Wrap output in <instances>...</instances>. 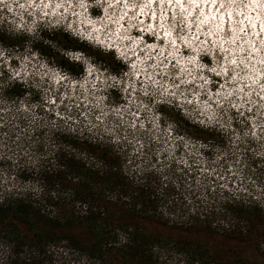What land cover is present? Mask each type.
<instances>
[{
	"label": "rangeland",
	"instance_id": "374dc122",
	"mask_svg": "<svg viewBox=\"0 0 264 264\" xmlns=\"http://www.w3.org/2000/svg\"><path fill=\"white\" fill-rule=\"evenodd\" d=\"M83 1L35 0V5L30 7L29 0H0V74H2L0 77V197L13 191L41 195L39 178L34 172L41 167H54L62 162L63 159L58 155L61 153L74 155L95 168L103 166L102 159L93 155L89 156L84 151L67 145L57 138L58 132L60 135L61 131L75 135L78 132L80 136L84 132L89 137L98 139L83 140L107 149L110 154L118 158L120 170L128 178L127 181L132 187L140 185V188L147 189L153 194L156 199L157 213L171 222H186L190 220V216L193 217L199 212L207 216L210 228L217 232L240 225L243 222H239L231 217L232 214L221 209L222 202L228 197L222 196L223 192L236 195L235 200L243 201L242 205L245 208L253 211L257 209L264 215V25L262 26L258 20L259 31H256V21H253L257 17V11L264 13V0H259L257 7L250 4L249 0H234V2L233 0H216L215 5L218 7L216 14L223 12L224 19H227L226 15L229 14L233 20L231 22L235 23H232L231 31L228 20L226 28L224 26L222 29H215L214 26L218 22L213 23V26L210 21L218 17L201 19L202 13H199L201 3L189 16L191 4L189 11L184 14L179 11L180 5L173 2L170 6L166 4L167 0L163 3L157 0L155 16L152 18L151 12L149 16L147 15L149 12L145 13L147 0H144L146 4L143 5L141 0H129V6L135 5L134 8H137L136 11L140 13V17L142 13L147 18L143 17V21L141 19L138 22L128 21L122 26L118 18H123V12L126 10L124 5L120 4L119 8L113 0H108L114 3L111 5L108 2L97 3L87 0L89 7L85 11L84 7L80 6ZM57 2H64L63 5H67V9L76 15L72 17L71 13H62L63 15L55 17L54 5ZM186 2L185 5H187ZM207 4L204 10L206 12ZM173 5L178 8L174 9ZM140 6H143V11L140 10ZM214 6L211 7L212 12L216 9ZM34 8L37 9L34 11ZM160 10L162 12L165 10L167 14V19H163L162 22L166 21L168 28L172 29L176 37H189L193 42L196 41L195 48H190L189 45L171 47L165 43L166 41H156L157 38L153 37L152 32L146 31V34L142 35L134 32L136 27H144V25L146 27L147 24L144 22L155 21L158 18L157 11ZM62 12H65L64 9ZM137 13L133 16L138 17ZM40 19L43 20L40 24H46V26L41 27L44 29L38 37V31L34 28L40 26L36 25V20ZM248 19L253 21V26L249 24L252 23L251 21L246 23ZM201 20L205 23H200ZM180 21L184 23L178 28L171 26ZM58 23L62 24V27ZM161 24L166 31L167 26ZM156 26H160L159 31L163 32L164 28L160 24ZM162 32H160L161 36H163ZM253 32L255 35L261 33L262 41L255 42V36H250ZM51 33L55 34L51 38V44L55 48H62L54 41L58 37L56 34L62 33L74 43L71 49L79 50L71 57L74 59L69 66L71 71L75 66H79V62L80 65L93 66L92 71H97L99 66L132 64L136 59L138 61L140 59L142 71L139 73L146 74V77H144L145 80H141L142 76H140L139 81L145 82L147 85L145 88L148 91L154 90L151 86L155 81L154 78L157 77L159 87L155 90L164 92L163 85L170 84L173 89L169 92L177 97L181 95L184 100H191L190 104H181L183 115L193 123L192 127L184 126L183 128L190 135L186 137L190 148L188 146L187 150L182 152L178 150L177 156V152L170 151L167 141L160 136L156 148L155 146H151L149 150L141 148L142 141L152 136L150 135L152 132L140 133L129 128L117 129V118L120 115L127 117L122 112H116L117 107L123 108V106L119 105L111 110L103 105L101 96L92 100L93 115H89L88 120L78 125L72 121L76 117L75 114L65 123L61 117L63 106L46 102V96L53 92L57 93L61 89L49 88L48 78L55 75L48 72L46 64L31 62V57L26 51L20 53L14 51L16 46L19 49L29 50L32 45L30 41L34 42V46L43 49L40 41L35 43V39ZM102 34L106 37H129V41L128 39L119 40V44H112L125 48L127 54L120 56L113 48L107 46L111 44H99L93 40L84 39L85 36L92 38ZM199 35L203 38L198 39ZM158 36L160 37L159 33ZM245 37L249 39L246 40ZM134 39L135 41L138 39L140 44L134 46ZM126 47L130 50L127 51ZM169 48L171 50H168ZM172 51H176L175 54L182 62L197 58H194L195 66H187L186 76L183 75L184 71L179 69V64L165 63V60L170 59L168 54ZM164 52L167 54L163 55ZM132 53H139V55L129 57L128 54ZM131 64L128 65V74L133 75L136 72L132 71L134 67H131ZM97 75L102 78V82L108 79L113 81L114 78L117 80L113 81L115 86L118 87V83H121L120 76L109 77L103 72ZM13 77H16V80ZM148 77L153 78L149 81ZM181 92L184 94L182 95ZM230 105L235 109L232 110ZM211 106L216 112L213 118L210 117L209 112ZM128 118L130 119L127 117L125 122L131 123ZM198 121H203L202 126L195 124ZM212 124L218 126V131L208 128ZM218 132L223 133V136H220ZM125 133L127 137L125 141H122L120 136ZM76 136L78 138V135ZM210 145L215 149L212 150ZM198 148L204 149L207 156L201 155ZM179 161L183 163L188 161V163L182 164ZM209 173L211 176L208 175ZM48 190L56 192L52 186H49ZM133 194V189H129L125 196L129 197ZM206 241L216 242L214 239ZM44 258L46 264H105L99 260L87 259L63 247L50 248ZM3 260H5V253L0 247V262ZM157 264L196 263L186 259L183 254L171 250L160 252Z\"/></svg>",
	"mask_w": 264,
	"mask_h": 264
},
{
	"label": "trees",
	"instance_id": "16d2710c",
	"mask_svg": "<svg viewBox=\"0 0 264 264\" xmlns=\"http://www.w3.org/2000/svg\"><path fill=\"white\" fill-rule=\"evenodd\" d=\"M60 133L59 141L102 159L103 166L61 153L62 162L34 172L41 195L13 191L0 197V264H46L55 247L105 264H157L159 253L171 250L196 264H264V215L236 195L223 192L228 197L221 209L242 225L217 232L199 212L171 222L157 213L153 194L129 184L116 156ZM129 189L134 194L126 197Z\"/></svg>",
	"mask_w": 264,
	"mask_h": 264
},
{
	"label": "built area",
	"instance_id": "2783aa9c",
	"mask_svg": "<svg viewBox=\"0 0 264 264\" xmlns=\"http://www.w3.org/2000/svg\"><path fill=\"white\" fill-rule=\"evenodd\" d=\"M93 69H94L93 66L92 67L89 66L85 68L84 71L82 72V75L72 77V79L69 80L68 82L65 79L63 81V79L61 80V78L58 79L54 76L48 78V81H49L48 83L50 85L49 88L53 90L55 89L58 90L59 88L61 89H59L60 91L57 93L53 92L51 95L46 96V102L48 104L50 103L51 104H61L63 106L61 110L63 114H61V117L63 118L62 120L65 123H67L69 119L71 120L72 116H74L75 114H76L75 115L76 117L72 121L76 122V124L80 122L83 123L84 121L88 120L90 118L89 115H93V113L91 112V106L94 105L92 100L98 99V96L102 97L103 105L107 106V108H108V105L113 103L114 99L116 98L117 94L115 91L116 90L115 83L111 81L110 79H108L105 82H102V78L98 77L97 75V73L99 72L102 73V72L98 71L97 73H95L92 71ZM110 74H107L105 71V75H108L109 77L111 76L115 77V74L113 73L112 75ZM136 74L137 73H134L132 77L133 78L132 81L123 84V88L121 89L122 93L127 94V101L125 102V105L129 109V113H130L129 121L131 120V123L125 122L127 121V119L123 117V115H120L117 118L118 120L117 129L129 128L137 132L140 131V133L141 132L150 133L151 131L153 134L150 133V135L152 136H150L145 141H142L143 145H141V148L143 147L145 150L146 149L149 150L151 146L152 147L155 146L156 148L158 144V138L160 136L161 138L167 141V145H169L168 147L170 151L172 152L176 150H179L181 152L182 150L186 151L190 144L187 140H185L186 137L184 133L178 131V127L176 123L171 121L170 119H166V122L164 123L161 114L157 113L155 111V108H151V107L152 106L158 107L159 105L179 106L180 109L183 111L181 104H185V103L190 104L192 103L191 100L189 99L184 100L181 97V95H178L177 97L174 95V93L169 92L171 90L169 88L173 89V86L170 84L163 85L166 87L167 90L169 89L168 95L165 94L164 92L162 94L161 91L155 90L157 89V87H159L157 84L158 83L157 77L154 78L155 81L153 82L155 86L151 87V89H154V90L148 91L147 88H145V86L147 87V85H145V82L144 81L140 82L139 81L140 77L135 76ZM1 76L2 74H0V77ZM15 78L16 77H13L14 80H16ZM164 88H163V91H164ZM210 92H213V91L210 90ZM181 94L183 95L184 93L181 92ZM220 104H223V103H220ZM230 106L232 110L235 109L232 107V105ZM212 109L213 107L211 106L209 110L211 118H213L216 115L215 110H212ZM117 111L118 110H116V112ZM121 119H124V120H121ZM62 120L60 119L61 122ZM202 122L198 121V122H195V124L202 126ZM205 126L207 127V125ZM208 128L216 129V131H218V126L214 124L210 125ZM79 134L80 133L76 132V135H78L79 139H90L92 141H95L98 139L95 137H89L84 132L81 134V136ZM120 137L122 141H125V137H127V135L125 133V134H122V136ZM124 147H126V145ZM198 151L201 155L207 156V152H205L204 149L198 148Z\"/></svg>",
	"mask_w": 264,
	"mask_h": 264
},
{
	"label": "flooded vegetation",
	"instance_id": "af4514ba",
	"mask_svg": "<svg viewBox=\"0 0 264 264\" xmlns=\"http://www.w3.org/2000/svg\"><path fill=\"white\" fill-rule=\"evenodd\" d=\"M38 34L37 36H39ZM66 34L58 33L56 34L57 39L54 40L59 46L62 48H55L51 44V38L55 36V34L51 33L49 35H41L40 39H35V43H38V40L40 41V45L43 46V49H40L37 46H34V42L30 41L32 43L31 47L29 50H24V49H19L17 46L14 48V51L20 53L21 51H26L27 55L31 57L30 61L33 63H43L46 64L45 67H47L48 72L51 74H54L56 78H61V80L64 79L68 82L69 80L72 79V77L80 76L82 75V72L84 71L87 66L80 65L81 63L79 62V66H75L74 70L71 71V68L69 67L72 63V55L75 52H79L77 49H71L72 46H74V43L70 42L67 37L65 36ZM64 48H68L70 50H65ZM72 53V54H70ZM71 55V56H70ZM74 60V59H73ZM131 63H118L114 64L112 66L109 65H104V66H99L97 71H101L105 74V71L107 74L113 73L117 76H120V81L121 83H118V87H115L116 91V98L113 101V104H109L108 108L113 109L116 106L123 105L122 107H117V110L119 112H122L124 115L127 117L130 116L129 109L126 107L125 102L127 101V94L122 93V88L123 84L131 82L132 81V73L128 74V65ZM97 71H93L97 73ZM72 72V73H71ZM92 72V73H93ZM68 76H67V74ZM140 74V73H139ZM108 76V75H105ZM117 81V80H113ZM65 83V82H64ZM62 83V84H64ZM157 113H160L163 119V122H166V119H170L171 121L175 122L178 131L184 132L185 137L190 136L188 132L184 131V126L186 127H192L193 123L189 121V119L183 115V111L180 109L179 106H171L167 107L166 105H159L158 107L155 108ZM127 117H125L127 119ZM129 119V118H128ZM219 133V132H218ZM220 136H223V133H219ZM230 136V134H229ZM189 138V137H188ZM187 138H185L186 140ZM210 147H212L210 145ZM212 150L215 148L212 147ZM178 150H176L177 152ZM176 155L178 156L179 153L177 152ZM178 160V159H177ZM176 162V161H175ZM180 163L184 164L186 162H181Z\"/></svg>",
	"mask_w": 264,
	"mask_h": 264
},
{
	"label": "bare ground",
	"instance_id": "6f19581e",
	"mask_svg": "<svg viewBox=\"0 0 264 264\" xmlns=\"http://www.w3.org/2000/svg\"><path fill=\"white\" fill-rule=\"evenodd\" d=\"M29 1H31L30 3H31V5H30V7L31 6H34L35 4H34V1L35 0H29ZM43 1V0H42ZM72 1H74V0H72ZM102 2H108L110 5H111V3H116V4H118V6L120 5V4H124L125 3V11L123 12V13H125V16H123V18H121L120 16V18H118V20H119V24L120 25H122L123 26V24L126 22V23H128V21L130 22V21H132V20H136V22H138V21H140V13L138 14L137 13V11H136V9L137 8H134V7H131V6H129V3H128V0H113V2H111V1H108V0H101ZM120 1V2H119ZM182 1V5H185L184 3L187 1V0H181ZM44 2H45V0H44ZM119 2V3H118ZM127 2V3H126ZM113 3V4H114ZM157 3V0H152V2H151V5H150V3L147 1V10H148V16H149V14H150V12L151 13H154L153 14V16H155V12H154V10H156V5L158 4H156ZM64 4V2H57L56 3V5H54L55 6V8H56V10H55V12H54V16L55 17H58V15L60 16V15H63L62 13H64V14H70L71 13V15H72V17H74L75 15H76V13H72V11H70V10H68L67 9V5H63ZM186 4L187 5H185L184 6V8L182 9V7L180 8V6H179V8L181 9V10H179V11H181V13H184V14H186V12H188L189 11V9H190V4L188 3V2H186ZM153 5V6H152ZM172 5V4H171ZM170 5V6H171ZM37 6H42V5H37ZM44 6H46V5H44ZM73 6V5H72ZM133 6V5H132ZM151 6L153 7V8H151ZM199 6H200V4H199ZM38 7V8H39ZM52 7V6H51ZM89 7V6H88ZM173 7H174V9H176V8H178V6H176V5H173ZM216 7V5L214 6V8ZM119 8H120V6H119ZM124 8V7H123ZM134 8V9H133ZM155 8V9H154ZM35 9H37V8H34V11H35ZM62 9H64V11L65 12H62ZM74 9H76V8H74ZM44 10V9H43ZM53 10V11H54ZM150 10V11H149ZM142 11H143V9H142ZM172 11V10H171ZM179 11H177V12H179ZM77 13H79V12H77ZM138 14V17L135 15V16H133L134 14ZM122 14V13H121ZM183 14V15H184ZM145 14H142V16L144 17V18H147L146 16H144ZM195 15V14H194ZM153 16H152V18H153ZM185 16V15H184ZM186 16H188V15H186ZM65 17V16H64ZM83 17V16H82ZM81 17V18H82ZM262 17V16H261ZM149 18V17H148ZM186 18V17H185ZM216 18V17H215ZM225 18V17H224ZM249 18V17H248ZM257 18V17H256ZM263 19V18H262ZM191 20V19H190ZM142 21H143V19H142ZM153 21V20H152ZM261 21H263V20H261ZM158 22V18L155 20V21H153V26L156 28V27H158V26H156V23ZM164 22V24H165V26H167V28H168V25L166 24V21L164 20L163 21ZM186 22V21H185ZM209 22V21H208ZM207 22V23H208ZM211 23H212V25L214 26V24L213 23H219V20H218V18L217 19H215L214 21H210ZM209 22V23H210ZM255 22V21H254ZM264 22V21H263ZM263 22H260L261 24H262V26L264 25L263 24ZM125 23V24H126ZM140 23V22H139ZM139 23H138V25H139ZM142 23V22H141ZM195 23V22H194ZM198 23V22H197ZM210 23V24H211ZM217 23V25H219ZM187 24V23H186ZM258 24H259V22H256V25H255V29H256V31H259L258 30ZM135 25V24H134ZM161 25V24H160ZM190 25V24H189ZM208 25V24H207ZM121 26V27H122ZM224 26H225V28H226V26H227V19H225V22H224ZM147 27V26H146ZM170 27V26H169ZM215 27V26H214ZM123 28V27H122ZM121 28V29H122ZM127 28V27H126ZM166 28V30H169V29H167ZM264 28V27H263ZM162 29V28H161ZM137 30V29H136ZM160 30V29H159ZM158 30V31H159ZM139 31V30H138ZM157 31V33L155 34V33H153V35L157 38L156 39V41H158V42H162V41H166L165 43H168V45H170L171 47H173V46H180V47H182L183 45H189V47L191 48V47H193V48H195L194 46H196L197 44L196 43H194V42H196V41H192V40H190V38L189 37H187V38H180V37H176L175 35H174V33H173V31L171 32V34L168 32V34L167 35H165V34H163L162 33V35L163 36H161V33L160 32H162V30L161 31H159L158 32ZM254 31V30H253ZM264 31V30H263ZM101 33V32H100ZM125 33V32H124ZM158 33L160 34V37L158 36L157 37V35H158ZM110 34V33H109ZM250 34V33H249ZM115 35V34H114ZM119 35V34H118ZM121 35V34H120ZM123 35V34H122ZM128 35V34H127ZM104 35L102 34V35H95V36H93L92 38H89L88 36H85V37H88V39H90V40H95V41H97V42H99V43H103V44H111V46L110 45H107L108 47H112V46H114V47H116L117 49L119 48L121 51H120V56H123L124 55V53H126L125 52V48H123L122 49V47H120V46H118L117 44L116 45H112L113 43L115 44V43H118L119 44V40L121 41V40H123V41H125V40H127L128 38H127V36H124V37H117V36H111V37H106V36H104ZM251 37H253V36H255V42L256 41H260L261 40V33H256V35L254 34V32H253V34H251L250 35ZM126 37V38H125ZM237 37V36H236ZM200 38H203L202 37V35H199V37H198V39H200ZM206 40H207V38L206 37H204ZM246 38V37H245ZM244 38V39H245ZM130 39V38H129ZM129 39H128V41H129ZM194 39V38H193ZM198 39H197V41H198ZM247 39H249V37L248 38H246V40ZM209 40V39H208ZM110 41V42H109ZM131 41V40H130ZM134 41H135V39H134ZM173 41H175V43H173ZM242 41V40H241ZM250 41V40H249ZM252 41V40H251ZM262 41V40H261ZM199 42V41H198ZM203 42V41H202ZM221 42V41H220ZM248 42V41H247ZM247 42H245V43H247ZM252 43V42H251ZM261 43V42H260ZM134 44V46L135 45H139L140 44V41L138 40V39H136V41H135V43H133ZM132 44V45H133ZM182 44V45H181ZM196 44V45H195ZM248 44V43H247ZM246 44V45H247ZM132 45H130V47L132 48ZM253 45L254 46H256V44H254V42H253ZM260 45V44H259ZM128 46V45H127ZM184 47V46H183ZM127 49V51H129L130 50V48H128V47H126ZM154 48H156V47H154ZM188 48V47H187ZM145 49V48H144ZM252 49V48H251ZM168 50H171L170 48L168 49ZM173 50V49H172ZM233 50V49H232ZM237 50V49H236ZM174 51V50H173ZM170 52L169 54H168V57L170 58L168 61H166L165 60V63H167L168 65H170L172 62H175V63H177V64H179L180 65V67H179V69L181 70V71H184V73H183V75H187V70H188V65H192V66H195L196 64V62H195V59H197V58H193V59H190L189 60V62L187 61V59H185L187 62H182L180 59H178V55L177 54H175V52ZM179 51V50H178ZM241 51V50H240ZM193 52H194V50H193ZM246 52V51H245ZM174 53V54H173ZM178 53V52H177ZM227 53V52H226ZM226 53H224V54H226ZM236 53V52H235ZM241 53V52H240ZM127 54V53H126ZM167 53L166 52H164L163 53V55H166ZM228 54V53H227ZM234 54V53H233ZM233 54L231 55V56H233ZM239 54V53H238ZM244 54V53H243ZM253 54V53H252ZM257 54V53H256ZM129 55V57H132V56H137V55H139V53H136V54H128ZM194 55V54H193ZM228 56V55H227ZM133 57V58H134ZM182 60H184V59H182ZM184 60V61H185ZM256 61V60H255ZM258 63V62H257ZM263 64V63H262ZM140 65H141V61H140V59H139V61L136 59L132 64H131V67H134V69H132V71H134V72H136L137 74L135 75V76H138V77H140V76H142V79L141 80H145L144 79V77H146V74H139V71H142V69L140 68ZM167 65V66H168ZM166 66V65H165ZM176 66H178V65H176ZM252 72V71H251ZM189 74V73H188ZM227 74V73H226ZM134 75V74H133ZM133 75H132V77H133ZM153 78V77H152ZM151 77H148V79L147 80H151L152 79ZM187 78V77H186ZM255 80V79H254ZM185 84H187L186 82H184ZM153 86H155L154 85V83L152 82V86L151 87H153ZM161 87H163V86H161ZM169 89H172V88H169ZM164 93L165 94H167L168 95V90L166 89V88H164ZM162 94H163V92H162Z\"/></svg>",
	"mask_w": 264,
	"mask_h": 264
},
{
	"label": "snow or ice",
	"instance_id": "6c2138e0",
	"mask_svg": "<svg viewBox=\"0 0 264 264\" xmlns=\"http://www.w3.org/2000/svg\"><path fill=\"white\" fill-rule=\"evenodd\" d=\"M148 2H152V0H148ZM161 2L163 3V2H165V0H161ZM173 2H174L176 5H180L181 7L183 6L182 3H181V0H167V3L170 4V5L173 4ZM201 2H202V3H208L209 0H188V3H189V4H192V5H194V6H198L199 3H201ZM211 2H212V3H215L216 0H211ZM233 2H234V0H233ZM188 15L191 16L192 13L189 12ZM172 19L175 21V17H173ZM183 23H184L183 21H180L179 23H173L171 26H172L173 28H178L179 25H180V24H183ZM200 23H205V22H204V21H201ZM162 27H163V25H162ZM167 34H168V33H165V35H167ZM173 43H175V41H173ZM208 175L211 176V173H209Z\"/></svg>",
	"mask_w": 264,
	"mask_h": 264
},
{
	"label": "clouds",
	"instance_id": "9594fccd",
	"mask_svg": "<svg viewBox=\"0 0 264 264\" xmlns=\"http://www.w3.org/2000/svg\"><path fill=\"white\" fill-rule=\"evenodd\" d=\"M43 22V20H36V25L38 24V25H40V26H36V28H34L35 29V31H38V34L45 28V26H46V24H40V23H42ZM47 23V22H46ZM59 24V26L60 27H62V24H60V23H58ZM41 27H44L43 29L41 28ZM95 42H97V41H95ZM97 43H99V42H97ZM100 44V43H99ZM215 75V74H214Z\"/></svg>",
	"mask_w": 264,
	"mask_h": 264
}]
</instances>
